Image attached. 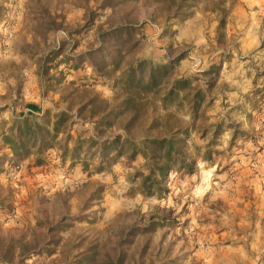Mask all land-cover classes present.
<instances>
[{
  "label": "trees",
  "instance_id": "16d2710c",
  "mask_svg": "<svg viewBox=\"0 0 264 264\" xmlns=\"http://www.w3.org/2000/svg\"><path fill=\"white\" fill-rule=\"evenodd\" d=\"M135 1L102 0L93 4V8L86 5L84 21L71 28L63 26L48 15L46 8L40 3L33 5L42 14V20L36 28L41 38H45L49 29H61L65 33L63 40L49 49L41 59L40 72L43 74L47 71V61L61 55L63 62L69 63L70 68L89 69L90 76L68 81L73 87L86 89V81L91 87L97 82H106L111 87L112 95L106 98L91 90V94L70 109L68 98L59 94L58 99L64 103V108L44 110L41 113L35 104L26 103L25 114L15 117L8 131L2 135L6 151L0 152V172L6 159L19 162L33 155L31 166L36 174V188L41 193L50 194L53 191H63L65 186L71 189L73 183L76 185L77 180L72 174H67V171H64L65 175L60 173L66 165L72 170L73 165L79 163L87 174L104 172L106 175L111 174L110 172L114 174V167H131L136 158L141 157L142 168L134 169L130 181H134L139 194L159 197L167 191L166 183L170 173L176 172L183 176L195 171V158L189 155L187 142L191 132L199 131L203 136L207 130L205 110L211 99L207 93L215 84L221 63L211 62L198 72L205 84L203 88L196 83V74H176L175 67L183 57L181 52L170 58L166 56L164 62L138 59L136 54L142 45V21L135 20L136 15L131 16V20L129 12H125L123 8V4ZM152 1L166 4L170 14L165 18L179 20L188 18L192 14V8L200 3V0ZM225 2L226 0H207L204 7V11L215 13L216 30L223 29L225 24L229 11L224 6ZM114 6L119 11L118 21L109 28L97 31V38L86 49L74 53L76 40L71 35L88 29L93 24L94 16L98 15L96 11ZM154 10L149 12L151 20L155 18ZM1 21L4 22L2 18ZM5 34L6 32L2 33L1 39L5 38ZM260 90L254 88L252 94L256 95ZM157 107L162 112L156 115L149 113V108L154 111ZM171 107L186 109L190 119L187 125L177 124L176 118L168 112ZM86 123L91 126L90 133L85 128H80L74 136L71 134L74 124ZM135 130L139 133L136 134ZM236 136L242 140L250 137L244 130L235 128L230 138L231 143ZM208 153L209 150L205 149L201 158L208 159ZM5 184L12 191L17 181L8 180ZM61 185L63 189L60 188ZM96 191L102 192L103 186H97L89 196L90 200L100 199L97 194L95 196ZM0 210L3 217L0 220L1 233V221H12L16 212L4 196H0ZM156 217V214H150L142 224L127 225L118 236L117 244L111 248V253L100 251L94 240L80 237L79 242L73 244L75 253L71 256V263L123 264L124 255L119 249L120 243L131 242L133 237L153 231L158 224V221L153 220ZM62 221L60 218L52 222L37 217L33 227L24 232L11 236H3L1 233L0 262H22L30 255L53 253L60 247L57 233ZM38 231L42 233L39 234ZM58 254L62 260L68 258V252L62 249L58 248Z\"/></svg>",
  "mask_w": 264,
  "mask_h": 264
},
{
  "label": "rangeland",
  "instance_id": "374dc122",
  "mask_svg": "<svg viewBox=\"0 0 264 264\" xmlns=\"http://www.w3.org/2000/svg\"><path fill=\"white\" fill-rule=\"evenodd\" d=\"M238 2L226 0L224 6L230 11ZM95 3L97 1L93 2ZM206 5L207 0H200V3L192 8V14L184 20L165 18L170 14L166 4H156L152 0L125 3L123 8L125 12H129L128 17L131 20V16L136 15L135 20L142 21L140 54H147L148 48L163 56L166 54L169 58L183 53L175 67L176 74H196V83L203 88L205 84L198 72L211 62L221 63L215 84L207 95L211 97L208 105L211 110L213 107L223 110L228 105L225 101L228 83L227 76L219 75L223 74V64L229 59L226 52L229 39L225 36L224 27L216 30L217 17L215 13L204 11ZM252 6L255 8L257 4ZM113 8V13L103 18V23L99 22V15L106 13L96 11L98 15L94 16L93 24L82 34L92 30L89 32L93 40L97 31L115 24L119 11L116 6ZM2 9L0 5V10ZM151 10H154V20L150 19ZM0 18L4 21L2 25L8 23L5 15ZM102 24L107 25L102 27ZM260 25H264V15ZM92 40L89 39L87 45H90ZM45 73L51 74L49 71L43 74ZM263 73L260 72V75ZM63 78L64 76L59 75L41 76V86L44 92L65 95L70 109L91 94V90L106 98L112 95L109 83L97 82L91 87L86 81L84 83L88 84V87L85 89L73 87L68 81L63 82ZM254 96L261 97V90ZM148 110L152 115L162 112L159 107L154 111L151 108ZM168 112L176 118L179 126H185L190 121L184 107H171ZM209 115L211 118L205 123L208 124L205 134L201 136L199 131L191 132L187 142L188 153L195 158V171L191 175L183 176L176 172L170 173L166 183L167 191L159 197L139 194L136 192L134 181H130L134 169L142 168L141 157H137L131 167H114V174L110 172L111 174L105 176L98 175L101 172L87 174L82 169V173H76V176L70 172L77 180L76 185L71 184V189L65 186L63 191H53L50 194L41 193L36 189L38 194L34 195L30 203H34L38 219L46 218L52 222L63 219L61 229L57 233L60 247L56 250L59 248L68 252V258L62 260L58 254L59 259L66 264H72L71 256L75 253L73 244L79 242L80 237L94 240L100 251L111 253V248L117 244L118 236L127 225L142 224L148 215L156 214L157 217L153 220L158 221V224L153 231L133 237L131 242L120 243L119 249L124 255L123 264H264V178L258 174L256 158H251L250 167V175L258 185L256 189L243 182L244 173H238L234 164H223L220 169H210L211 162L201 158L205 149L209 150L208 156L212 154L214 158L219 157V161L223 160L225 147H222L221 142L225 139V131L231 129L232 135L235 128L241 129L236 124L227 122L223 116L215 118L211 113ZM82 126L88 130L90 124L86 123L87 128L85 124ZM73 128L78 130L79 126ZM135 133L138 134V130H135ZM249 135L247 140L253 138ZM230 138L231 136L227 147L234 146V140H242L236 136L231 143ZM27 174L28 178L36 180L35 172L28 170ZM99 185L103 186V191H96L95 196L98 195L100 199L90 200L89 196ZM0 196H4L13 208L11 199L13 201L14 195L11 190L0 186ZM103 201H106L107 205H101ZM105 207L109 208L110 216L101 222V212ZM85 215L87 217H84ZM1 233L3 236H11L20 233V230L1 227ZM32 256L26 257L22 262L1 263L40 264L39 258Z\"/></svg>",
  "mask_w": 264,
  "mask_h": 264
},
{
  "label": "crops",
  "instance_id": "0c3cea01",
  "mask_svg": "<svg viewBox=\"0 0 264 264\" xmlns=\"http://www.w3.org/2000/svg\"><path fill=\"white\" fill-rule=\"evenodd\" d=\"M94 1L100 0H0L3 8L2 11L0 10V16L5 15L8 19V23L4 25L2 21L0 22V152L6 151V146L2 143V135L8 131L15 117L25 114L26 103L35 104L40 113L44 110L56 111L64 108V103L58 99L57 92L43 91L39 76H64L63 82H67L89 75V69L86 67L70 68L69 63L63 62L61 55L45 63L48 66L47 71L51 74L44 75L40 72L41 59L49 49L63 40L65 33L61 29H49L45 33V38H41L36 28L42 20V14L37 7L33 6V3L37 5L40 3L46 8L48 15L63 26L71 28L82 24L86 16V5L93 8ZM238 1L230 8L225 19V36L229 39L226 52L229 54V59L223 64V74L219 75L227 76L228 88L225 92L227 95L225 101L228 105L223 110L215 107L211 110L208 106L209 109L205 110V114L207 122L211 118L210 115L208 116L210 113L215 118L223 116L227 122L236 124L239 129L248 132L253 138L234 140L235 145L227 147L231 136V129H228L225 131V139L221 142L222 147H225L223 160L219 161V157L214 158L212 154L206 160L211 162L210 169L214 170L216 167L220 169L223 164L227 166L234 164L238 173H244L243 182L256 189L258 186L256 180L250 175L251 158H256L258 174L264 178V73L260 75V72H264V25H260L264 15V0ZM254 3L257 4L255 8L252 6ZM113 9V7H105L98 10V12L106 13L99 15L101 17L99 22L103 23V18L110 15ZM106 25L102 24V27ZM89 31L85 34L81 32L71 35L77 43L73 49L74 53L89 46L88 40H92ZM4 32H6L5 38L1 39ZM96 36L93 40L97 38ZM79 39L80 41L77 42ZM151 51L150 48L147 54L143 52L140 54L138 51L136 56L138 59H149L152 62L165 61L166 54L163 56L157 51ZM257 87L262 88L259 98L260 95L251 94V90ZM76 125L78 124H74L73 127ZM78 126L79 129L84 127ZM73 127L71 134L74 136L79 129L74 130ZM85 127L87 128L86 124ZM88 127L87 132L90 133L91 126ZM192 140L195 144L197 143L195 139ZM32 160L33 157L30 155L19 161L22 167L21 179L11 191L14 195L11 203L16 214L12 221H1L3 228H18L20 232H24L33 227L37 218L35 205L30 203L34 195L38 194L37 185L33 179L28 178L27 174L28 170L34 169L31 166ZM72 171L74 176L76 173H81L79 164H74ZM222 172L223 170L221 171L223 175ZM98 175L105 176L104 172ZM0 186L6 187L1 175ZM104 203L107 205L106 201L101 202V205ZM108 211L109 208L105 207L101 212V222L110 216ZM2 219L0 213V220ZM57 255L58 251L55 250L51 254L40 253L33 256L39 258L40 264H66ZM0 264L3 263L0 262Z\"/></svg>",
  "mask_w": 264,
  "mask_h": 264
},
{
  "label": "built area",
  "instance_id": "2783aa9c",
  "mask_svg": "<svg viewBox=\"0 0 264 264\" xmlns=\"http://www.w3.org/2000/svg\"><path fill=\"white\" fill-rule=\"evenodd\" d=\"M67 166V165H66ZM66 166H64V170H62L60 173L65 175L64 171H67V174H71L70 172H73L71 169H68ZM21 164L20 162L13 161L12 159H6V161L3 163L0 175L3 181L13 180L15 179L17 182L21 179ZM69 171V172H68ZM74 185V183H73ZM63 186L61 185L60 188Z\"/></svg>",
  "mask_w": 264,
  "mask_h": 264
}]
</instances>
